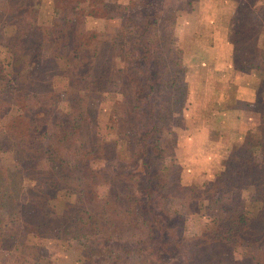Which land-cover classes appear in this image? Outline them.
<instances>
[{"label": "trees", "instance_id": "trees-1", "mask_svg": "<svg viewBox=\"0 0 264 264\" xmlns=\"http://www.w3.org/2000/svg\"><path fill=\"white\" fill-rule=\"evenodd\" d=\"M44 1L0 3V251L15 253V264H50L45 246L26 240L33 235L74 246L81 264H129L137 251L146 264H264V116L204 185V222L190 227L186 215L167 209L175 196L196 205L195 188L181 185L165 160L176 141L168 118L185 101L176 19L193 1L207 0H46L48 21L40 20ZM85 12L118 19V27L109 39L87 31ZM229 25L231 65L264 72V41L254 45L255 30L232 19ZM118 72L123 90L110 116L120 110L124 121L103 134L88 93ZM263 88L264 80L258 103ZM13 108L21 113L2 123ZM244 169L255 178L257 203L232 215L227 195L240 187Z\"/></svg>", "mask_w": 264, "mask_h": 264}, {"label": "rangeland", "instance_id": "rangeland-1", "mask_svg": "<svg viewBox=\"0 0 264 264\" xmlns=\"http://www.w3.org/2000/svg\"><path fill=\"white\" fill-rule=\"evenodd\" d=\"M105 1L118 4L127 2ZM4 2L5 0H0V3ZM202 3L203 6H200ZM51 13L47 1L40 7V20H50ZM231 19L255 30L252 33H255V37H251L252 42L263 47L264 6L254 5L250 0L193 1L177 17L173 31L176 42L174 45L182 53L186 85L185 101L168 118L176 141L174 152L168 155L165 161L172 162L171 173L180 179L181 185L195 188L196 205L187 207L185 198L175 196L168 201L167 209L170 216L176 213L186 215L190 227L206 220L205 210L199 205L207 202L203 195V187L219 176L223 169L224 159L232 147L230 143L235 142L230 139L231 142L227 143L226 138H230L236 132L241 133L242 138L256 134V129L264 116V100L258 103L255 99L257 87L264 80V72L247 65L238 70L231 65L233 46L228 38V34L234 31V26L229 25ZM82 21L85 30L102 33L107 39L113 35L119 24L118 19L107 20L90 12L84 13ZM115 61L118 68L123 67L121 57H116ZM122 90L123 78L118 72V75L108 78L100 88L92 89L88 93V109L97 116L100 132L103 134L108 131L109 126L118 128L124 121V115L120 110L116 112L117 115L110 116ZM262 91L264 92V88ZM234 98H239V101H234ZM67 101L68 93L61 88L59 104L64 106ZM234 105L236 109H233ZM20 113L21 110L13 108L2 118V123ZM205 128L211 131L208 133L209 137H218L217 142L226 147L223 151L217 152L213 146L202 148V132ZM113 129L114 132L117 130ZM213 130L218 131L216 135H213ZM109 146L113 147L112 142H109ZM193 147H196L195 152ZM214 153L223 155L218 156L221 158L220 161L212 157ZM39 167L47 169L46 161L42 160ZM202 170L205 173L203 178L199 177ZM242 172L240 187L231 190L227 195L230 199L227 212L232 215L252 212L257 203L256 196L251 190L255 178L249 176L246 169ZM25 197L24 191L21 199L25 200ZM56 213L60 215V212ZM53 216L56 217L55 214ZM26 240L31 245L45 246L50 264H81L82 254L74 246L68 247L55 238H36L33 235H27ZM243 246L248 249L253 247L248 243ZM14 255L15 253L0 251V264H15ZM144 259L145 257L137 251L129 258V264H146L143 262ZM30 263V259L24 262Z\"/></svg>", "mask_w": 264, "mask_h": 264}, {"label": "crops", "instance_id": "crops-1", "mask_svg": "<svg viewBox=\"0 0 264 264\" xmlns=\"http://www.w3.org/2000/svg\"><path fill=\"white\" fill-rule=\"evenodd\" d=\"M234 101H239V98H234ZM231 106H232V104H231ZM233 109H236V107H235V105L233 106ZM208 130V129H207ZM206 130V128L203 130V132H202V137H203V140H202V148L204 147V148H208V147H211V146H213L214 147V149H217V152H218V150L219 151H223L224 150V148H226V147H224V146H221L217 141H219V139H218V137L217 138H215L216 136H213V137H209V135H208V133L210 134V132L211 131H207ZM217 130H213L212 131V133H213V135L215 134H217ZM230 137V136H229ZM241 133H234L230 138H226L227 139V143L228 142H231V140L230 139H233L232 141H235V142H233V143H230V145H232V146H234V145H236L237 143H239V141L241 140ZM218 147H220V148H218ZM196 148V147H195ZM194 147H193V150L195 149ZM200 149V148H199ZM198 149V150H199ZM194 152H195V150H194ZM194 155H196L195 153H193ZM201 155H203V154H201ZM218 156H220V157H222L221 155H215V153L214 154H212V157H216L219 161H220V159L221 158H218ZM204 172V170H202V172L199 174V177H201V178H203L204 176H205V173H203Z\"/></svg>", "mask_w": 264, "mask_h": 264}]
</instances>
